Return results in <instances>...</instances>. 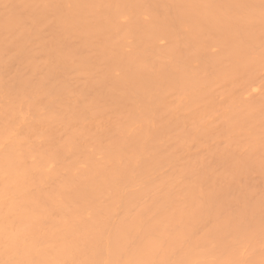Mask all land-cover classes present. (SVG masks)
I'll return each instance as SVG.
<instances>
[{
  "label": "bare ground",
  "instance_id": "1",
  "mask_svg": "<svg viewBox=\"0 0 264 264\" xmlns=\"http://www.w3.org/2000/svg\"><path fill=\"white\" fill-rule=\"evenodd\" d=\"M0 264H264V0H0Z\"/></svg>",
  "mask_w": 264,
  "mask_h": 264
}]
</instances>
